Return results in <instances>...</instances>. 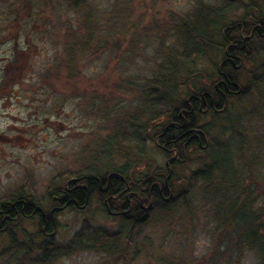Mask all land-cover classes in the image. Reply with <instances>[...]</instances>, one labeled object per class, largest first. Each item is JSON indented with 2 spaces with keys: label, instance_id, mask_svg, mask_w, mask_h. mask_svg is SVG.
Wrapping results in <instances>:
<instances>
[{
  "label": "rangeland",
  "instance_id": "rangeland-1",
  "mask_svg": "<svg viewBox=\"0 0 264 264\" xmlns=\"http://www.w3.org/2000/svg\"><path fill=\"white\" fill-rule=\"evenodd\" d=\"M12 1H0V86L5 69L22 70L19 84L0 89V200L24 189L47 212L56 179L87 170L124 179L118 169L136 180L157 169L171 170L173 192L164 199L182 195L189 186L190 171L214 157L191 150L185 154L186 165L172 169L169 162L174 154L170 158L163 154L152 137L153 124L166 127L167 121L146 119V92L171 49L180 51L174 50V24L184 21L199 0H85L90 7L78 13L65 0H52V6L40 0L41 10L33 11L37 15L44 11V20L27 18L21 28L10 30L7 15ZM201 1L220 4L219 0ZM242 1L264 9L259 0ZM243 14L238 9L227 18L235 21ZM80 18L84 23L78 27ZM257 42L264 46V38ZM16 52L21 53L22 62L9 66ZM247 53L234 75L241 91L249 78L254 80L250 91L229 99L226 114L218 118L206 114L199 117V124L207 127V143L230 146L223 158L230 153L241 156L242 161H234L237 170L242 169L235 178L220 175L227 179V188L240 184L238 177L244 175L242 182L252 193L254 205L264 208V85L259 82L264 75V50L258 53L254 47ZM213 63L198 59L187 68L208 80L214 78L220 59ZM182 76L188 80L184 72ZM229 125L241 131V139ZM216 161L228 164L221 158ZM203 187L197 180L183 200L160 205L140 233L133 230L127 241L123 234L110 255L81 250L50 257L45 264H255L252 252L235 258L224 252L225 243L215 242L223 239V233L218 237L220 224L207 200L213 187L204 193ZM99 207L94 197L85 209L58 212L53 237L41 235L36 220H23L21 228L13 227V238L29 246V254L17 263L13 250L7 251L8 237L0 235V264H40L39 259L45 258L43 243L64 247L85 228L107 234L119 231L120 220L108 217ZM228 216L230 221L238 219V214Z\"/></svg>",
  "mask_w": 264,
  "mask_h": 264
},
{
  "label": "trees",
  "instance_id": "trees-1",
  "mask_svg": "<svg viewBox=\"0 0 264 264\" xmlns=\"http://www.w3.org/2000/svg\"><path fill=\"white\" fill-rule=\"evenodd\" d=\"M219 1V5L213 6L202 3L199 0V4L184 21L174 24L172 33L177 45H175L176 48L174 50L179 49L180 51L174 52L171 49L167 60L158 68L157 73L148 82L146 92L148 103V114L146 115L148 118L146 119L149 121L166 119L167 121L166 127L160 123L153 124L155 132L152 137L158 140L159 148L163 146L164 149H160L163 154L165 153L168 157L171 152L172 156L174 154L173 158L169 157L171 168L175 169L186 165L188 159H186L185 154L191 150H203L210 155V158L214 157L213 161L211 158L209 164L203 165L202 168L196 171H190L188 188L182 192V195L179 192L173 199L167 202L164 198L168 192H173V174L171 170L169 171L166 168L164 170L157 169L151 175L145 174L140 176L137 180L130 176H125V173L122 171L123 169H118L117 174L124 176L123 181L118 175L114 174L110 178L108 185L106 175H100L95 170L92 172L91 169V171L87 170L71 174L67 177L65 176L63 179H56L52 184L50 192L53 196L49 194L50 209L63 205H68L70 210H79L81 207L85 209L95 197L100 210L106 213L108 207L110 209L113 208V210L116 208V202L112 200L109 201L108 207L105 205L104 200L107 196H115L127 186L129 192L136 193L132 197V201L133 208L137 209V213L127 214L122 217L120 219V230L116 233L107 234L98 230L90 232V230L85 228L74 240H71L64 247H55L52 244L43 243L42 254L45 258L39 259L38 263L45 264L48 259L50 260V257L65 256L81 250L105 252L110 255L117 248L116 243L123 237V234L126 233V241L131 240L129 234L133 230H135L136 234H139L153 211L159 209L160 205L162 208V206L166 207L174 202L178 203L180 199L183 200L195 181L201 180L204 185L203 193L206 190L209 191V189L211 191L213 187L212 195L207 200L212 204V215L218 222L217 224H220L217 233L218 237L220 233H223L221 236L223 239L220 238L219 240L216 238L215 242L226 244L224 252L228 256L235 255V258H238L246 251H249L254 254L255 264H264V208L254 205L252 193L249 192V189H245V182H242L244 175L241 174L238 177L239 181L241 179L240 184L237 185L235 183L231 188H227V179L222 177L224 175L226 178H235L237 173L242 171V169L238 171V166L234 164V161H238V159L242 161L241 156L230 153L228 158H223V154L225 155L226 153L224 151L229 149L230 146L220 143H207V127L199 124V117L206 115L199 110L200 101L203 103L205 100L209 104V100L213 98L214 94L217 97L219 107L222 108L224 104L223 96L226 95V100L228 101L231 98L247 94L254 80L249 78L245 86L246 88H243L242 91H238V88L233 86L231 89L236 93L229 94L227 93L228 90H225L223 86H219L217 89L214 88L213 78H208L207 80L202 75H194L187 68V66L190 67L198 59H208L210 63L215 64L216 62L213 63L214 60L224 57L227 47L234 48L235 46H241L243 37L250 34L251 26L264 17V9L256 7L251 1ZM259 1L264 5L263 0ZM44 2L46 5L50 4L52 6L51 3L53 1L44 0ZM65 2L75 13L90 7L85 0H65ZM11 3L10 6L8 5L9 13L7 15V26L10 27V30L21 28L27 18L35 19L39 17L38 20H44V11H41L38 15L35 14L36 10L33 11L34 8L41 10L40 0H13ZM238 9H242L244 14L235 21L229 20L227 18L228 14ZM91 14L92 10L90 13H87L86 18H89L88 16ZM81 23H84L82 22V18L79 21L77 20L76 26H81ZM65 25L67 26L68 24ZM258 40V37H251L249 40H246L245 47L252 49L256 47L257 52L260 53L264 50V46L259 45ZM228 52L230 53V49ZM21 62V53L16 52L14 60L9 66L14 65L13 67H15L20 65ZM20 68L5 69L6 76L2 80L0 89L7 87V85L12 86L20 83L19 77L22 70ZM182 72L187 74L188 80L182 78ZM216 74L218 75L217 72ZM233 79L238 83V78L235 75H233ZM259 82L264 85V75L261 76ZM183 88H185L184 91ZM262 98V118L264 121V96ZM191 109H193L192 113H190ZM224 113L226 114V111ZM211 115L216 118L220 117L218 114L213 115L212 112ZM231 127L233 129L230 130L235 131L236 129L239 136L238 139H241V131L235 125H229V128ZM192 136L194 137L189 141V138ZM240 149V153H242V147ZM217 156L219 157L216 158ZM220 158L223 162L228 161L227 166L221 165L216 161ZM231 160H233V163ZM250 171L252 172V170ZM238 187H240V190L237 189ZM230 189L233 190L230 192ZM24 192L26 191L23 189L4 197L0 200V204L3 205V208L10 215H13L15 212H23L24 215L33 213L39 215V210L41 209L47 216L50 209L45 212L43 205H39L33 196H29L28 193ZM231 195L235 196L234 199ZM17 197L24 199L25 203L20 201L19 204H14L13 207H11L10 203H5L8 200L13 201ZM54 197H57L58 200H54ZM124 205L128 208L129 202L125 201ZM145 206L148 209L144 211ZM228 214H238V219L227 220ZM48 221V223H51V219ZM240 224L241 226L239 227ZM223 228L226 229L224 232L221 231ZM26 237L28 238L29 236ZM8 239L10 240L11 247L7 251L13 250L14 259L19 263L29 254L30 248L29 246H25V243L18 245L12 238L10 239L9 237ZM229 245H231V248H229Z\"/></svg>",
  "mask_w": 264,
  "mask_h": 264
},
{
  "label": "flooded vegetation",
  "instance_id": "flooded-vegetation-1",
  "mask_svg": "<svg viewBox=\"0 0 264 264\" xmlns=\"http://www.w3.org/2000/svg\"><path fill=\"white\" fill-rule=\"evenodd\" d=\"M254 36L260 39L264 38V17L262 18V20L255 22L251 26L250 34L246 37H243L241 46H235L234 48L227 47L224 53L225 55L223 58L220 59V64H219V67L217 68L218 75L217 74L214 75V78H213L214 88L217 89L219 86L220 87L223 86L225 90H228L227 93L229 94L236 93L232 91L231 89L233 86L237 87L238 91H241L239 88V84L235 81V79H233V75L235 73V70L242 66V60L245 57V55L248 54L247 52L252 50V48L245 47L246 40H249L251 37L254 38ZM229 49H230V53L228 52ZM216 98L217 97H215L213 94V98L209 100V104L207 103V101L205 100L203 101L204 106H203V103L200 101L199 110L204 114H210V115H211V112L213 113V115L224 113L226 110L227 102H228L226 100V95L223 96L224 104L222 108L219 107ZM202 107H204V109H202ZM192 112H193V109L190 110V113ZM193 137L194 136L189 138V141ZM161 148H163V146ZM112 176L113 175H109L107 177V185ZM121 180L123 181L122 178ZM135 195L136 193L129 192L128 187L125 186L124 189L121 192H119V194L115 196H107V198L104 200L105 205L107 207L109 205V201L112 200L116 202L115 204L116 208H114V210L113 208L110 209L109 207L108 209H106V214L108 215V217L109 216L115 217L120 220L122 217H124L127 214H134V213L136 214L137 209L133 208V201H132L133 200L132 197H134ZM54 200H58V198L54 197ZM20 201L24 202V199H22L21 197H17V199L13 201L8 200L5 203H10L11 207H13L14 204H19ZM125 201L129 202L128 208H126V206L124 205ZM66 209L70 210L68 205L51 208L47 216L45 213H43L41 209L39 210V213H40L39 215H36L35 213L30 214V215H24L23 212L21 213L15 212L13 215H10V213L5 208H3V205L0 204V235L1 236L5 235L6 238L10 237V239L12 238L16 244L21 245L20 242L17 241V239L13 238V232H12L13 227L21 228L20 224L23 220H33L32 218H34V220H36L38 225L41 227V230H40L41 235H43L44 237H53L56 231L55 215L58 212L66 210ZM80 209H83V207H81ZM147 209L148 208H145L144 211ZM50 219H51V223H48L49 222L48 220ZM24 232L25 231L23 230V235H25Z\"/></svg>",
  "mask_w": 264,
  "mask_h": 264
}]
</instances>
